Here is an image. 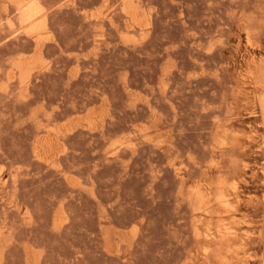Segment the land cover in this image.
<instances>
[{"label":"rangeland","instance_id":"1","mask_svg":"<svg viewBox=\"0 0 264 264\" xmlns=\"http://www.w3.org/2000/svg\"><path fill=\"white\" fill-rule=\"evenodd\" d=\"M0 264H264V0H0Z\"/></svg>","mask_w":264,"mask_h":264},{"label":"bare ground","instance_id":"2","mask_svg":"<svg viewBox=\"0 0 264 264\" xmlns=\"http://www.w3.org/2000/svg\"><path fill=\"white\" fill-rule=\"evenodd\" d=\"M40 11H42V10H40ZM41 13H42V12H41ZM42 14H43V13H42ZM34 15H35V14H34ZM37 15H38V13H37ZM37 15H36V16H37ZM36 16H35V18H36ZM39 16H40V15H39ZM33 18H34L33 15H32V16H29V18H27V19H28L27 21H30V20L32 21ZM41 18H43L42 20L45 21L47 17H46V15H42ZM40 20H41V19H40ZM42 20H41V21H42ZM40 31H41V30H40ZM35 33H36V32H35ZM43 33H44V32H43ZM223 195H224V194H223ZM224 198H226V197L224 196ZM226 201H227V200H226ZM228 203H229V202H228ZM226 205H227V204H226ZM224 207H225V206H224ZM227 207H228V206H227ZM227 234H228V235H232L231 232H230V233H227ZM206 251H207V249H206Z\"/></svg>","mask_w":264,"mask_h":264}]
</instances>
